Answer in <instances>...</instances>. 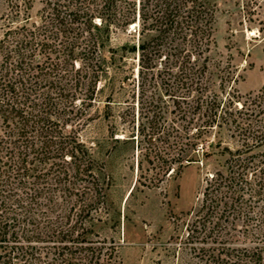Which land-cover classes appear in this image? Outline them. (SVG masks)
I'll list each match as a JSON object with an SVG mask.
<instances>
[{
    "label": "trees",
    "instance_id": "obj_1",
    "mask_svg": "<svg viewBox=\"0 0 264 264\" xmlns=\"http://www.w3.org/2000/svg\"><path fill=\"white\" fill-rule=\"evenodd\" d=\"M34 1L38 19L31 20ZM0 6V264H121L115 240L89 235L105 192L79 134L98 92L121 71L141 108L145 102L160 110L146 95V85L159 78L186 118L182 132L149 120L156 174L174 161L200 162L215 147L227 152L225 169L205 175L188 225V238L201 242L200 259L264 264V83L244 96L211 88L209 0ZM119 32L130 40L113 44ZM221 128L231 131L234 148L222 143ZM137 169V181H153L142 158Z\"/></svg>",
    "mask_w": 264,
    "mask_h": 264
},
{
    "label": "rangeland",
    "instance_id": "obj_2",
    "mask_svg": "<svg viewBox=\"0 0 264 264\" xmlns=\"http://www.w3.org/2000/svg\"><path fill=\"white\" fill-rule=\"evenodd\" d=\"M209 2L215 9L209 60L211 88L222 95L230 91L244 96L264 83V0ZM38 7L39 2L34 1L31 20L38 19ZM113 35V44L130 40L124 32ZM124 73L105 82L89 106L90 118L79 129L81 139L90 147L105 192L97 212L100 219L94 218L89 235L97 233L115 240L121 264H204L197 252L201 242L188 238V225L199 203L205 175L225 169L227 152L215 147L210 156L200 155V162L179 165L174 161L165 174H156L150 149L155 134L152 138L148 134L149 120L156 117L159 123L175 124L181 132L187 121L174 111L175 102L165 92V82L157 78V82L146 85L148 100L154 96L160 110L145 102L141 108L137 88L129 78H121ZM111 87L112 97L107 102ZM138 122L140 130L143 127L141 133ZM230 132L221 128V140L234 148L237 141ZM139 158L153 180L149 184L137 181Z\"/></svg>",
    "mask_w": 264,
    "mask_h": 264
}]
</instances>
